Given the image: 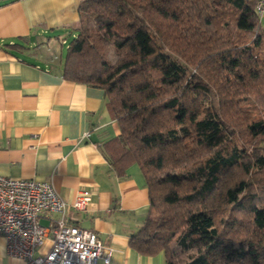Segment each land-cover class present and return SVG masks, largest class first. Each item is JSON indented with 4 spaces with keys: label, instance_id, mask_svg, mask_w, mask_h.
Listing matches in <instances>:
<instances>
[{
    "label": "trees",
    "instance_id": "obj_1",
    "mask_svg": "<svg viewBox=\"0 0 264 264\" xmlns=\"http://www.w3.org/2000/svg\"><path fill=\"white\" fill-rule=\"evenodd\" d=\"M257 0H81L65 78L100 88L148 211L129 245L164 264H264V26ZM193 68V69H192Z\"/></svg>",
    "mask_w": 264,
    "mask_h": 264
},
{
    "label": "crops",
    "instance_id": "obj_2",
    "mask_svg": "<svg viewBox=\"0 0 264 264\" xmlns=\"http://www.w3.org/2000/svg\"><path fill=\"white\" fill-rule=\"evenodd\" d=\"M80 1L0 0V174L47 181L68 203L89 191L87 208L69 209L66 218L111 248L110 264H164L161 253L129 245L148 211L147 189L136 164L120 176L103 150L119 131L103 91L65 78L63 55L45 47L52 37L67 45L76 35ZM55 31L66 35L48 36ZM59 216L38 221L48 226ZM51 239L36 253H46ZM0 264H26L6 253L1 234Z\"/></svg>",
    "mask_w": 264,
    "mask_h": 264
},
{
    "label": "built area",
    "instance_id": "obj_3",
    "mask_svg": "<svg viewBox=\"0 0 264 264\" xmlns=\"http://www.w3.org/2000/svg\"><path fill=\"white\" fill-rule=\"evenodd\" d=\"M255 9L259 18L264 17V0H257ZM90 199V192L81 190L68 203L47 181L0 174V234L6 253L26 264H110L111 248L93 231L66 218L69 209H86ZM52 213L60 216L48 226L39 223V216ZM49 235L51 246L46 253L37 254Z\"/></svg>",
    "mask_w": 264,
    "mask_h": 264
},
{
    "label": "rangeland",
    "instance_id": "obj_4",
    "mask_svg": "<svg viewBox=\"0 0 264 264\" xmlns=\"http://www.w3.org/2000/svg\"><path fill=\"white\" fill-rule=\"evenodd\" d=\"M58 34H60V36H64V35H66V32L55 31V32H50L49 35L48 34H46V35H48V36H56ZM61 41H62L61 39L52 37V39L45 44V47L53 48L58 54H62L63 55L66 45L64 43H61Z\"/></svg>",
    "mask_w": 264,
    "mask_h": 264
}]
</instances>
